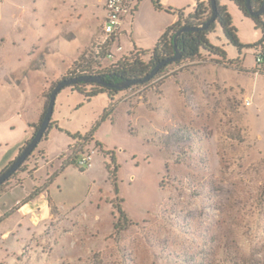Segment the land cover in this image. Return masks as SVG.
I'll return each mask as SVG.
<instances>
[{"label":"rangeland","instance_id":"1","mask_svg":"<svg viewBox=\"0 0 264 264\" xmlns=\"http://www.w3.org/2000/svg\"><path fill=\"white\" fill-rule=\"evenodd\" d=\"M226 4L241 43H258L262 32L253 20ZM209 39L225 49L229 64L241 65L200 64V58L173 65L123 91L105 120L108 96L85 101L70 87L57 95L52 118L63 131L42 142L53 162L60 166L58 155L70 154L68 132L94 129L106 154L93 141L86 147L93 151L91 167L59 172L48 189L59 210L50 198L52 217L26 232V241L0 244V264H264V73H254L264 64L257 62L264 48L240 52L220 26ZM48 63L46 75L58 68L54 59ZM217 69L220 79H211ZM18 71L19 79H30L31 106L43 76L24 78L29 69L22 65ZM6 102L0 101V136L13 143L23 133L22 119L9 117L13 107ZM36 151L26 169L37 167ZM45 176V170L37 174L41 183ZM20 182L16 175L0 196Z\"/></svg>","mask_w":264,"mask_h":264},{"label":"crops","instance_id":"2","mask_svg":"<svg viewBox=\"0 0 264 264\" xmlns=\"http://www.w3.org/2000/svg\"><path fill=\"white\" fill-rule=\"evenodd\" d=\"M151 1L154 9L151 8L149 0L132 1V6L136 10L132 13L131 20L128 15L123 18L120 34L109 48L112 56H105L101 60L103 67L110 66L137 49L152 50L165 30L179 20L178 14L171 13L167 9H184L186 12L187 7L192 5L194 9L195 4V0H160L162 8L159 9L155 6L154 0ZM141 2H145V12L142 20L138 21L135 14L140 11ZM106 4L107 0H0V96H6L0 98V101H7V106L12 103L10 107H13L11 111L14 114L9 117H20L23 129V133L13 143L8 138L0 136V147H7L3 152V158L0 159V174L16 159L33 137L34 125L41 119L46 106V94L53 83L59 81L71 69L74 62L79 61L85 53H89L93 44L102 36L107 14ZM227 6L231 10L229 5ZM116 44H118L117 49ZM108 58H110L108 63L111 64H105L104 61ZM53 59L58 68L46 75L42 69L47 68L48 61ZM203 63L217 66L224 64L231 67L241 65L240 60L229 64L213 57L201 59L200 64ZM21 65L29 69L24 78L30 77V74L34 78L37 73L43 76V79H39L40 88L36 90L31 106L28 105L29 99L25 97L30 79H19L18 69ZM201 66L204 65L198 67ZM215 72L217 73L218 69ZM254 73L258 75L264 73V64L259 70L256 68ZM218 75L214 73L210 78L220 79ZM31 83L35 85V81ZM9 109L6 108L8 111ZM52 120L54 121L53 118ZM54 123L59 126L57 121ZM55 129L59 130L57 126H53L46 141ZM39 149L45 151L46 157L36 156L37 167L34 170L30 168L20 172L17 178L21 182L0 196L2 246L6 241H16V243L26 241L23 238L26 232L36 229L38 224L44 225L52 217L53 207L49 205L51 196L48 190L50 186L38 194H35V189L43 187L45 181L60 170L62 162L59 158L65 152L58 155L60 166H57L53 162L54 158H50L47 154L43 143L39 145ZM42 170L46 171L43 183L37 177ZM54 204L59 210L57 203Z\"/></svg>","mask_w":264,"mask_h":264},{"label":"trees","instance_id":"3","mask_svg":"<svg viewBox=\"0 0 264 264\" xmlns=\"http://www.w3.org/2000/svg\"><path fill=\"white\" fill-rule=\"evenodd\" d=\"M227 2L234 3L235 6L242 12V14L246 17H250L253 20L255 27L261 30L262 38L258 43L254 45H244L241 43L238 35V28L237 26L234 25L232 15L229 12L228 6L226 4ZM250 2L253 9L257 10L261 7L264 0H250ZM154 3L157 8L159 9L162 8L160 0H154ZM216 7H217L216 19L214 22L209 24V26L206 29H199V30L191 29L180 34V36L177 39V46L179 47L181 52V59L162 66L154 78L164 73L167 69H169L173 65H181L183 63L185 65L191 61H197L199 58H200L199 60H201L203 56L213 57L219 60L220 62H227V53L225 49L221 46L213 44L209 39V35L216 31L217 26L221 27V30L225 38L228 40V42L236 46L240 52L245 47L264 48V12L258 15L250 14L246 6V0H216ZM135 10L136 9L133 10V13L135 12ZM167 11L178 14L179 20L165 30V32L158 39L156 45L152 50L145 51L142 49L140 50L137 49L132 53L124 56L120 60L116 61L115 63L111 64L110 66L103 67L101 64V60L106 56L105 50L97 53L92 47L89 53H85L80 58L79 61L74 62L71 69L64 76H62L60 80L65 78L77 77L81 75H102L103 79L108 83L117 84L128 79L145 77L159 62L175 54V36L179 30H181L183 27L186 26L188 27L202 26L212 16L213 13L212 1L195 0L194 9L190 13H186L184 9H173V8H168ZM232 63H234V61H230V64ZM257 69L259 70V68ZM154 78L151 79L150 81L154 80ZM57 82L53 83L51 89L46 94V97H48V101H49L50 93L53 87L57 84ZM146 83L134 84L125 89L110 87L97 83H87V82H79L77 84L70 85L67 87H70L72 91L79 92L80 94H82L84 96L85 101H90L92 98L100 94L108 95L110 104L108 107L105 108L102 117V120H105L107 117L111 116L112 113L114 112V109L116 108V105L118 104L119 99L121 97V93L123 91H126L134 86L144 85ZM48 101L46 103V108ZM46 108L44 109V112L41 116L39 123L34 125L35 127L34 134L39 128V125L45 114ZM53 126H57V128L62 131V129L56 123H54L53 120H51L49 127L45 132L41 142H43L47 138L48 133ZM94 131L95 130L93 129L92 131L86 134H82L80 132H76V133L68 132V135L74 140L73 144L70 147V150L74 149L72 148L73 145L76 146V148H81V149H82L81 146L90 145V143L95 141ZM41 142L39 143V145L41 144ZM95 144L96 147L99 149V151L106 154L101 142L96 141ZM39 145L36 147V149L33 151V153L30 155L29 158H31L34 155V152L36 150H38L40 154L39 156L41 158L46 157L45 151L43 149L39 150ZM66 155L67 153H63L60 155L59 159L64 160L60 170L54 173L53 175H51L45 181L43 187L36 188L35 194H38L42 192L44 189H46L50 185V183L54 180V178L58 176L59 172H62L68 166L75 164L74 162L75 156L72 158L70 157L65 159ZM29 158L6 182L0 185V189L4 185H6L9 181L15 180V176L16 175L18 176L20 172L27 170L25 166L27 163H30ZM108 170L110 174L113 176V178H115L116 170L111 171L110 165H108ZM119 210H120V216L123 217L124 219H127L126 214L124 213V211L120 209V207ZM116 226L117 225H115V227Z\"/></svg>","mask_w":264,"mask_h":264},{"label":"water","instance_id":"4","mask_svg":"<svg viewBox=\"0 0 264 264\" xmlns=\"http://www.w3.org/2000/svg\"><path fill=\"white\" fill-rule=\"evenodd\" d=\"M211 1H212V9H213L212 16L202 26H198V27L186 26V27H183L181 30H179L175 36V54L159 62L145 77L128 79V80H125L117 84L108 83L107 81L103 79L102 75H81V76L72 77V78H65V79L58 81L50 93L47 108L42 118V121L39 125V128L37 129L33 137L28 141L27 145L23 148L20 154L16 157V159L3 172H1L0 185L6 182L21 167V165L30 157V155L33 153V151L36 149V147L39 145V143L43 139V136L45 132L47 131L49 124L52 120L53 114H54L57 95L65 87L77 84L79 82H87V83H97V84H102V85H106L110 87L125 89L134 84L146 83L150 81L153 77L157 75V73L159 72L162 66L181 59V52H180L179 47L177 46V39L180 36V34H182L183 32L187 30H191V29H195V30L206 29L209 26V24L215 21L216 15H217L216 0H211ZM246 6L250 14L252 15H258L264 12V2L261 5V7L257 10L253 9V7L251 6L250 0H246Z\"/></svg>","mask_w":264,"mask_h":264},{"label":"built area","instance_id":"5","mask_svg":"<svg viewBox=\"0 0 264 264\" xmlns=\"http://www.w3.org/2000/svg\"><path fill=\"white\" fill-rule=\"evenodd\" d=\"M133 0H107L106 4V21L103 27L102 36L97 39V41L93 44V49L99 53L103 50L106 52V57H111L112 53L109 51L111 43L115 40L117 36L120 34L121 23L123 18L130 13H133L132 6ZM257 62L259 64H263L264 62V53L257 54ZM250 101H248L249 103ZM76 145V144H75ZM78 145V142H77ZM88 146V145H87ZM87 146H81V148H76L73 145L72 150H70V154L67 153L66 158H72L75 156V164L81 168H89L92 166L93 161V151L86 149ZM75 150V152H74Z\"/></svg>","mask_w":264,"mask_h":264},{"label":"flooded vegetation","instance_id":"6","mask_svg":"<svg viewBox=\"0 0 264 264\" xmlns=\"http://www.w3.org/2000/svg\"><path fill=\"white\" fill-rule=\"evenodd\" d=\"M153 78H154V77H153ZM153 78H152V79H153Z\"/></svg>","mask_w":264,"mask_h":264}]
</instances>
